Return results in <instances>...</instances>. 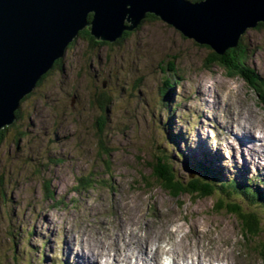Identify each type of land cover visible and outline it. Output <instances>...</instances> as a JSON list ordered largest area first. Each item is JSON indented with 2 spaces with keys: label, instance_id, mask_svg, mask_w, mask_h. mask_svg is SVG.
I'll use <instances>...</instances> for the list:
<instances>
[{
  "label": "rangeland",
  "instance_id": "374dc122",
  "mask_svg": "<svg viewBox=\"0 0 264 264\" xmlns=\"http://www.w3.org/2000/svg\"><path fill=\"white\" fill-rule=\"evenodd\" d=\"M128 32L104 46L77 36L0 140V264H104L90 254L101 248L112 264H124L125 250L142 249L136 232L146 235L155 220L168 222L153 231H182L167 235L165 249L182 237L212 254L233 250L225 260L231 264H264V216L255 237L216 209L222 195L174 197L150 166L172 152L183 181L198 177L192 159L212 164L225 180H264V140H256L264 136V98L220 65L207 67L213 50L158 18ZM244 35L254 49L249 64L264 77V28ZM171 72L179 76L170 90L163 82ZM102 92L113 99L101 141ZM19 129L25 135L18 139ZM88 175L95 184L82 187L79 179ZM132 219L136 225H127ZM133 253L132 264L139 262Z\"/></svg>",
  "mask_w": 264,
  "mask_h": 264
},
{
  "label": "water",
  "instance_id": "95a60500",
  "mask_svg": "<svg viewBox=\"0 0 264 264\" xmlns=\"http://www.w3.org/2000/svg\"><path fill=\"white\" fill-rule=\"evenodd\" d=\"M148 14L222 55L264 23V0H0V131L80 31L111 43Z\"/></svg>",
  "mask_w": 264,
  "mask_h": 264
},
{
  "label": "trees",
  "instance_id": "16d2710c",
  "mask_svg": "<svg viewBox=\"0 0 264 264\" xmlns=\"http://www.w3.org/2000/svg\"><path fill=\"white\" fill-rule=\"evenodd\" d=\"M148 16L157 18L152 14H148L147 17ZM89 19H92V14L89 15ZM145 19L143 21H145ZM257 28H264V23H259ZM130 34V32L125 31L123 35L113 44L121 43L122 40L130 36ZM80 36L85 39L94 41V38L90 35L88 28L80 31L78 37ZM244 36V34L241 36L235 47L229 48L222 55L217 54L214 50L211 51L209 57L206 60V66L208 67L213 64L220 65L226 71V74L228 76H235L245 80L249 84V86L252 87V89L256 92L257 95L264 98V77H262L257 71H255V69H253L249 64L250 54L254 52V49L250 48V46L245 43L246 39ZM76 39L69 44L68 48H70L74 44ZM95 42H97V45H112L111 43L105 41L101 43H98V41ZM62 59L63 58L58 59L55 62L53 68L59 66L62 63ZM51 72L52 69L51 71L47 72L42 76L40 81L37 83L36 88L39 87L42 82H44L46 77ZM177 75V72L166 75V77L164 78L165 83L163 82V84L167 86V89L171 90L172 87L170 85L172 84V79ZM32 93L33 92L25 96L21 100L20 104H22L25 99H27ZM112 99L110 96L105 95L104 92H102L101 96L98 99L99 110L101 111V113L99 115L100 117L98 118L99 121L97 122L101 124L99 129L101 141L103 127L105 126V122L107 120V112L109 111V105L112 102ZM19 114L20 109L16 111L17 120L19 118ZM17 120L12 125L0 131V140L3 139L4 133H6L11 127H14L16 125ZM24 135V131L20 129L16 130L14 134V136L18 137V139ZM169 138L171 139L170 143L172 145V149H176V134L169 133ZM171 157L172 152L170 153V155L163 154L161 157H156L155 161H153L154 163H150L154 176L157 178L158 181L162 183L161 185L165 189H167L174 197L189 195L195 198H209L213 194L218 192L221 195H224V197H227V199H229L230 201H228V203L225 204V207H223V201L218 200V202H216V206L219 209L220 207L222 209L224 208L226 212L235 215L239 221V225L242 231H248V233L254 235L255 237L259 236L260 221L257 210L259 209L260 205L264 206V192H262V188H259V184L264 186V182H262V180L255 181L254 178L252 181L251 179H243L240 182L235 179H233L232 181H223V179L220 177L219 172L214 170V168H212L208 163L205 164V162L203 161L188 160V157L184 153L179 152L178 157L182 159L184 158L186 160V163L188 160V164L193 165V168L191 169H195L198 176L197 178L183 181L177 176L174 169V161L171 160ZM91 176L92 175H88L79 179L82 184V187L87 185H89L90 187L95 184L94 181H92ZM245 204L251 206L249 212H245L243 210ZM260 250L262 251L261 253L264 257V240L260 242Z\"/></svg>",
  "mask_w": 264,
  "mask_h": 264
},
{
  "label": "bare ground",
  "instance_id": "6f19581e",
  "mask_svg": "<svg viewBox=\"0 0 264 264\" xmlns=\"http://www.w3.org/2000/svg\"><path fill=\"white\" fill-rule=\"evenodd\" d=\"M242 127L245 133H247V130L250 129V127L246 125H242ZM238 136L242 137V135L239 132H238ZM253 137L255 138L257 136L253 135ZM256 140L258 141L259 144L263 145L262 141L264 140V136H261V138L257 137ZM166 222H168V220L167 221L155 220L153 225H150L151 228L148 229L149 233H147L146 235L143 234L141 230L136 232L135 234L136 240L142 246V249L132 250L131 248H129L128 250H125V254L122 259L123 263L132 264L130 254H134L133 253L134 251V252H138L139 254L135 257V260H138L139 262L136 261L133 264H178L179 261H183L184 264L185 263L189 264L190 259L192 260V264H223V263L231 264L230 261H225V260L229 252L233 253L232 252L233 250L230 251V249H228L227 251H223L222 253L219 254H212L208 249L201 250V246L200 248L196 249L192 241H190V246L185 245V243H183L182 237L178 241L177 245L173 244L169 249H165L163 244L166 243L167 235L171 233L177 238L179 234L182 232L181 230H175V231L172 230L173 231L172 233L171 230L164 229L167 232V234L163 235L162 232L153 231V228L155 226L159 225V227L162 228L160 225ZM135 223H137L136 220L132 219L130 222H128L127 225L134 226L136 225ZM124 228L127 229L126 225H124ZM91 252L92 253L90 254L93 255L100 254L102 256V260L104 264H112V261L110 260V253L106 249L104 248H101L99 250L92 249ZM165 255L167 257H164Z\"/></svg>",
  "mask_w": 264,
  "mask_h": 264
}]
</instances>
